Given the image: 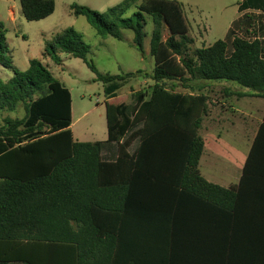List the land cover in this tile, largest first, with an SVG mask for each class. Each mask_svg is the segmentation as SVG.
<instances>
[{"label": "trees", "instance_id": "obj_1", "mask_svg": "<svg viewBox=\"0 0 264 264\" xmlns=\"http://www.w3.org/2000/svg\"><path fill=\"white\" fill-rule=\"evenodd\" d=\"M20 1L27 21L44 20L56 8L54 0ZM135 5L138 11L123 18ZM71 12L102 38L133 31L143 56L151 17L155 67L143 78L154 84L137 93L134 105L123 97L106 105V142L76 141L71 91L41 60H31L27 71L14 67L0 23V65L13 73L0 78V114L25 111L0 124V264H264V223L257 214L251 222L243 181L225 188L199 169L211 101L203 84L226 82L250 91L240 97L264 98L263 43L238 38L231 50L226 40L195 48L175 0H126L108 10L109 19L78 4ZM89 51L68 28L44 55L58 65L61 53L82 59L108 99L142 73L101 74ZM109 143L118 146L115 160L103 157Z\"/></svg>", "mask_w": 264, "mask_h": 264}, {"label": "rangeland", "instance_id": "obj_2", "mask_svg": "<svg viewBox=\"0 0 264 264\" xmlns=\"http://www.w3.org/2000/svg\"><path fill=\"white\" fill-rule=\"evenodd\" d=\"M54 1L56 8L50 17L40 21H27L22 14L20 0H0V23L5 25L8 43L12 50L13 66L20 71H27L31 60H41L71 91L73 107L71 129L75 140L106 142L108 140L106 105L118 104L122 97L127 104L134 105L137 93L150 90L154 84L149 77L143 78L145 75H151L155 67V60L150 55L152 19L146 15L148 22L144 38L146 55L143 56L134 44L133 31L121 30L120 39L112 36L102 38L86 17H76L71 12V6L78 4L87 6L108 18L106 15L108 10L126 0ZM175 1L182 3L189 18L191 36L195 40L194 47L202 48L224 39L229 26L239 16L238 6L243 0ZM137 11V5L132 6L123 18H130ZM68 28H74L83 36L84 42L90 48L88 60L95 64L101 74L125 75L139 71L142 73L129 79L118 91L116 98L108 99L105 85L97 80V75L82 59L61 53L62 61L58 65L51 57L44 55L47 45ZM167 36L168 33L165 32V37ZM12 75V72L0 65V78L8 79ZM203 85L204 93L208 94L212 104L218 107L221 101L220 92L226 85H220L219 82H208ZM229 88L235 89V87ZM180 91L184 90L180 89ZM24 115L25 111L22 107L16 112L0 114V124L5 117L21 118ZM205 126L201 134L207 137ZM137 146L138 141L133 144L130 151L133 152ZM117 151V144L109 143L103 151V157L107 160H115Z\"/></svg>", "mask_w": 264, "mask_h": 264}, {"label": "crops", "instance_id": "obj_3", "mask_svg": "<svg viewBox=\"0 0 264 264\" xmlns=\"http://www.w3.org/2000/svg\"><path fill=\"white\" fill-rule=\"evenodd\" d=\"M238 14L222 39L228 42L229 50L237 31L243 32L245 38H258L264 46V0H243L238 6ZM220 85L226 86L220 92L219 106L215 107L210 101L203 122L202 129L207 124L204 128L207 137L200 130L205 149L199 169L208 182L225 188L239 186L243 181L242 194L248 196L250 220L253 223L258 215L259 223H264V98L240 97L237 94H250V91L229 83ZM258 137L259 149L253 154V164L251 161V169L246 176L245 167Z\"/></svg>", "mask_w": 264, "mask_h": 264}, {"label": "built area", "instance_id": "obj_4", "mask_svg": "<svg viewBox=\"0 0 264 264\" xmlns=\"http://www.w3.org/2000/svg\"><path fill=\"white\" fill-rule=\"evenodd\" d=\"M238 38L247 39V40H255L256 39L253 36H249L248 38H245V34L243 32H240V31L235 32V36H234L233 40L238 39Z\"/></svg>", "mask_w": 264, "mask_h": 264}]
</instances>
